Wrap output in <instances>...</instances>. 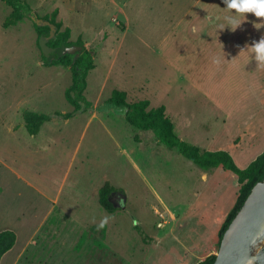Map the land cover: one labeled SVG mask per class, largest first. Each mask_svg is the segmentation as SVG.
<instances>
[{
	"label": "rangeland",
	"instance_id": "rangeland-1",
	"mask_svg": "<svg viewBox=\"0 0 264 264\" xmlns=\"http://www.w3.org/2000/svg\"><path fill=\"white\" fill-rule=\"evenodd\" d=\"M23 1L41 19L60 11L93 43L96 67L92 106L57 116L73 111L70 70L44 64L57 52L39 47L29 16L4 28L12 8L0 0V232L17 234L0 264H199L216 254L238 177L198 168L108 100L120 90L128 103L165 106L182 140L246 168L264 153V66L241 50L264 36V18L246 13L232 31L223 0ZM25 110L51 115L41 136L27 132ZM107 182L118 190L112 214L98 201Z\"/></svg>",
	"mask_w": 264,
	"mask_h": 264
},
{
	"label": "trees",
	"instance_id": "trees-1",
	"mask_svg": "<svg viewBox=\"0 0 264 264\" xmlns=\"http://www.w3.org/2000/svg\"><path fill=\"white\" fill-rule=\"evenodd\" d=\"M2 1L12 8V12L3 23L4 28L15 26L19 21L26 16L28 17L33 12L32 8L23 0ZM58 14L59 11L55 9L50 15L42 18L50 21L57 27L56 37L47 42L48 49L57 52V55L51 60L44 58V64L46 66H62L70 70L71 84L65 92V97L73 106V111L69 113H56L57 116L68 120L92 106L85 96V91L88 85V76L95 68V59L93 50L87 49L85 42L81 38L77 41L70 40L71 30L63 28V23L57 20ZM34 25L39 38L49 35L50 27H39L35 22ZM73 47H80L81 50L75 53L67 52V49ZM108 103L117 108L124 109L125 118L131 126L140 130L152 131L159 144L170 150H175L186 159L192 161L198 168L205 171L220 168L225 172L234 173L238 177L241 188L232 211L219 231L218 251L224 232L243 206L254 185L264 177V153L258 156L246 168L241 169L228 151H209L182 140L175 131L174 123L166 115L165 106L149 110V100L128 103L127 92L120 90L112 92ZM22 118L27 132L33 137L37 136L42 126L52 119L51 115L32 110L23 111ZM117 191L116 187L109 182L105 183L99 190V204L108 213L112 214L117 211V207L112 201V195ZM105 227V224L100 227L92 226L89 230L91 235L95 234L99 228L104 233ZM16 242L17 234L14 231L4 230L0 232V261L15 246ZM215 259L216 254H211L199 264H213Z\"/></svg>",
	"mask_w": 264,
	"mask_h": 264
},
{
	"label": "water",
	"instance_id": "water-1",
	"mask_svg": "<svg viewBox=\"0 0 264 264\" xmlns=\"http://www.w3.org/2000/svg\"><path fill=\"white\" fill-rule=\"evenodd\" d=\"M29 17L39 27H50L49 35L40 40V47L49 53L47 42L56 37V25L41 19L35 12ZM78 50L81 48L73 47L67 52ZM213 264H264V177L254 185L224 232Z\"/></svg>",
	"mask_w": 264,
	"mask_h": 264
},
{
	"label": "clouds",
	"instance_id": "clouds-1",
	"mask_svg": "<svg viewBox=\"0 0 264 264\" xmlns=\"http://www.w3.org/2000/svg\"><path fill=\"white\" fill-rule=\"evenodd\" d=\"M223 3L224 9L229 12L226 19L232 31H235L246 19V13H252L257 18H264V0H223ZM255 27L257 29L264 27V23L255 24ZM245 47L247 50H241V52L250 50L257 65L264 66V36Z\"/></svg>",
	"mask_w": 264,
	"mask_h": 264
},
{
	"label": "crops",
	"instance_id": "crops-1",
	"mask_svg": "<svg viewBox=\"0 0 264 264\" xmlns=\"http://www.w3.org/2000/svg\"><path fill=\"white\" fill-rule=\"evenodd\" d=\"M57 20L58 21H61L62 23H63V28H69L70 30H71V38H70V40L71 41H77L79 38H81L84 42H85V47L87 48V49H91L92 47H93V43L91 42V41H89V40H87L86 39V37H84L83 36V34H78L77 36H75L74 35V30H73V28H72V26L69 24V23H67V22H65L64 20H63V18H62V13L59 11V14H58V16H57ZM92 50V49H91ZM94 59H95V57H94ZM95 67H96V62H95ZM95 69V68H94ZM93 69V70H94ZM92 70V71H93ZM45 125V124H44ZM44 125L42 126V128H41V131H40V133L38 134V135H42L41 134V132L43 131V127H44ZM37 135V136H38Z\"/></svg>",
	"mask_w": 264,
	"mask_h": 264
}]
</instances>
